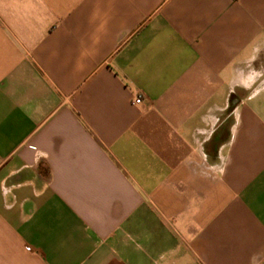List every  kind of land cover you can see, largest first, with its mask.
Masks as SVG:
<instances>
[{
    "label": "crops",
    "instance_id": "0c3cea01",
    "mask_svg": "<svg viewBox=\"0 0 264 264\" xmlns=\"http://www.w3.org/2000/svg\"><path fill=\"white\" fill-rule=\"evenodd\" d=\"M0 264H264V0H0Z\"/></svg>",
    "mask_w": 264,
    "mask_h": 264
},
{
    "label": "built area",
    "instance_id": "2783aa9c",
    "mask_svg": "<svg viewBox=\"0 0 264 264\" xmlns=\"http://www.w3.org/2000/svg\"><path fill=\"white\" fill-rule=\"evenodd\" d=\"M143 103V95L142 94H138L135 99H134V104L135 105H140Z\"/></svg>",
    "mask_w": 264,
    "mask_h": 264
}]
</instances>
